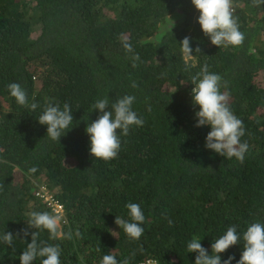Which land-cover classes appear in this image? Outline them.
Listing matches in <instances>:
<instances>
[{"label": "trees", "instance_id": "16d2710c", "mask_svg": "<svg viewBox=\"0 0 264 264\" xmlns=\"http://www.w3.org/2000/svg\"><path fill=\"white\" fill-rule=\"evenodd\" d=\"M234 5L245 40L218 48L191 0H0V233L15 237L12 245L0 241V264H21L33 231L38 243L60 245L61 264H101L108 254L129 264H195L188 242L201 239L211 255V244L233 225L241 241L219 255L221 264L229 256L237 264L243 232L264 223V5ZM121 35L139 54L135 68ZM186 36L188 68L180 44ZM205 64L228 82L221 91L243 121V163L206 148L211 128L195 126L191 77ZM13 82L35 110L10 95ZM124 95L135 97L132 109L144 124L120 134L116 158L96 159L85 131L100 114L92 105ZM48 102L72 110L73 125L59 142L38 122ZM42 189L63 207L62 231L78 228L79 237L53 240L28 226L32 211L52 213L36 195ZM129 202L145 216L138 240L115 223L116 216L130 221Z\"/></svg>", "mask_w": 264, "mask_h": 264}, {"label": "clouds", "instance_id": "9594fccd", "mask_svg": "<svg viewBox=\"0 0 264 264\" xmlns=\"http://www.w3.org/2000/svg\"><path fill=\"white\" fill-rule=\"evenodd\" d=\"M192 5L198 11V23L205 36L210 39L212 45L220 47H239L245 40V34L240 31L238 18L235 16L236 6L234 0H191ZM254 7L264 5V0H252ZM190 37H184L180 42L182 51L186 54V68L191 67L187 60L191 58L192 48L190 47ZM120 41L126 53H131L132 67H137L140 60L139 54L135 53L129 40L121 35ZM200 52V48H196ZM191 89L193 106H199L195 112L197 120L196 127L210 126L211 130L206 136L205 147L215 153L231 159L235 157L243 163L245 153L248 150L247 142H241V137L245 135L243 121L231 111L227 92H222L221 87H228V82L223 81L219 74L209 72L208 65L205 64L199 72L191 77ZM132 87H138L133 81ZM7 89L15 101L21 105L35 110L38 104L33 102L29 105L28 96L24 88L19 83L13 82L7 85ZM175 92V91H174ZM135 97L124 95L117 98L115 102L109 103V97L96 100L92 109L99 110V115L95 121L88 123L85 131L90 138V155L96 159L105 161L117 157L121 147L120 134L127 136L131 126H143L144 120L138 117L133 111L132 105ZM109 109V110H106ZM41 125H47V136L53 140H60L73 125V115L68 103L61 109L59 104L53 102L46 103L42 114L38 117ZM119 130V134L118 131ZM30 172H36V168H31ZM61 205V204H60ZM62 206V205H61ZM50 207V206H49ZM130 221L116 216L115 223L123 229L124 233L133 240H138L145 232L142 225L145 223V216L141 207L137 203H127ZM32 211L29 214L27 224L35 230H47L50 238L71 240L73 235L79 237L81 234L77 228L75 233L71 228L64 233L62 231L63 207L62 212ZM167 219V217H165ZM66 223V221H64ZM169 225L173 224L168 220ZM24 236L29 235L27 230ZM112 232L111 234L113 235ZM19 235V234H17ZM39 231L31 233V242L26 243V249L22 252L19 259L21 264H32L37 258H43L41 264H61V248L59 244H46L41 241L38 243ZM115 236V235H113ZM15 237L11 232L0 233V241L7 245H12ZM201 239L193 237L187 244V252L197 253L195 264H221L220 253H224L233 245L241 241V236L237 233L235 225L227 227L226 232L211 244L212 254H208L200 243ZM243 251L237 264H264V223H250L242 235ZM234 256H229L223 264H231ZM148 261V260H147ZM145 262V261H144ZM141 263V262H140ZM101 264H129L125 258L118 261L115 255H104Z\"/></svg>", "mask_w": 264, "mask_h": 264}, {"label": "built area", "instance_id": "2783aa9c", "mask_svg": "<svg viewBox=\"0 0 264 264\" xmlns=\"http://www.w3.org/2000/svg\"><path fill=\"white\" fill-rule=\"evenodd\" d=\"M36 195L40 198H43V200L48 203V205L52 208L53 211L55 210L58 213L62 212V206L57 201H55L50 195H48L47 192H45L43 189L38 190ZM138 264H156V262L154 260H148Z\"/></svg>", "mask_w": 264, "mask_h": 264}]
</instances>
